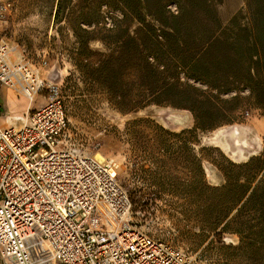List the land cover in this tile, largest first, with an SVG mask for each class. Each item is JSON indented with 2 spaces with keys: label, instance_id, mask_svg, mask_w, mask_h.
Wrapping results in <instances>:
<instances>
[{
  "label": "trees",
  "instance_id": "obj_1",
  "mask_svg": "<svg viewBox=\"0 0 264 264\" xmlns=\"http://www.w3.org/2000/svg\"><path fill=\"white\" fill-rule=\"evenodd\" d=\"M75 1L57 0L54 22L74 21L79 77L98 86L122 115L157 105L188 111L193 119L178 133L132 120L124 129L129 144L142 139L146 158L156 153L153 163L161 167L178 149L185 192L196 196L204 227L237 235L245 254L264 249V153L237 164L220 152L221 160L207 158L218 149L200 148L222 175L218 187L207 184L194 154L198 133L235 122L242 101L264 115V0H243L245 11L226 21L218 10L223 0H97L82 12L73 9ZM92 42L104 51L91 50Z\"/></svg>",
  "mask_w": 264,
  "mask_h": 264
},
{
  "label": "built area",
  "instance_id": "obj_2",
  "mask_svg": "<svg viewBox=\"0 0 264 264\" xmlns=\"http://www.w3.org/2000/svg\"><path fill=\"white\" fill-rule=\"evenodd\" d=\"M13 2L0 4V20ZM36 62L0 36V88L29 105L22 125L0 126V260L2 264H196L194 256L133 224L116 165L71 142L60 87ZM1 117V112H0Z\"/></svg>",
  "mask_w": 264,
  "mask_h": 264
},
{
  "label": "rangeland",
  "instance_id": "obj_3",
  "mask_svg": "<svg viewBox=\"0 0 264 264\" xmlns=\"http://www.w3.org/2000/svg\"><path fill=\"white\" fill-rule=\"evenodd\" d=\"M9 1L13 2V10L6 17L0 36L5 34L11 42L24 46L36 62L45 56L48 67L44 77L60 87L71 142L87 155H99L116 165L118 183L131 202L136 203L131 206L133 224L155 239L194 256L196 264H264V249L245 254L238 248L237 235L222 232L221 228L211 232L204 227L196 196L185 192L186 170L178 149L170 156L166 167H161L153 163L159 158L156 153L152 152L154 158H146L139 145L142 139L137 140L136 145L129 144L124 131L126 123L149 119L178 133L193 126L190 113L157 105L125 115L116 112L107 104L98 86L80 78L76 72L73 54L77 46L70 29L74 21L67 16L54 22L57 0ZM74 5V10L82 12L97 7L99 2L79 0ZM218 10L223 21L237 10L245 11L243 0H223ZM89 48L104 51L99 42L90 43ZM241 96L247 97V92ZM11 98L17 115L25 114L28 101L17 93ZM240 106L237 120L232 124L198 133L194 154L202 159L205 179L210 186H221L224 181L220 172L204 159L200 148L218 149L207 154V158L221 160V153L237 164L264 153V115L248 100L242 101ZM35 107L36 104L31 105L28 111Z\"/></svg>",
  "mask_w": 264,
  "mask_h": 264
},
{
  "label": "crops",
  "instance_id": "obj_4",
  "mask_svg": "<svg viewBox=\"0 0 264 264\" xmlns=\"http://www.w3.org/2000/svg\"><path fill=\"white\" fill-rule=\"evenodd\" d=\"M5 1V0H0V4ZM4 22H2L0 20V29L3 27ZM45 72V71H44ZM15 92L7 89V88H0V112H1V117H0V126L1 127H6V123L4 121V117L7 115H10L12 118L11 124L15 127H20L22 125V121L20 120V118H22L25 114L19 116L17 115L15 109H13V102H12V96H14ZM17 98V97H16ZM39 98V99H38ZM44 101H43V97L42 96H38L35 99V102L32 104H36V107H39L41 105H43ZM30 106L28 104L27 110L26 112L30 109ZM32 108V109H35ZM25 112V113H26Z\"/></svg>",
  "mask_w": 264,
  "mask_h": 264
},
{
  "label": "bare ground",
  "instance_id": "obj_5",
  "mask_svg": "<svg viewBox=\"0 0 264 264\" xmlns=\"http://www.w3.org/2000/svg\"><path fill=\"white\" fill-rule=\"evenodd\" d=\"M95 157H96L97 159L101 160V158H100V156H99V155H96Z\"/></svg>",
  "mask_w": 264,
  "mask_h": 264
}]
</instances>
